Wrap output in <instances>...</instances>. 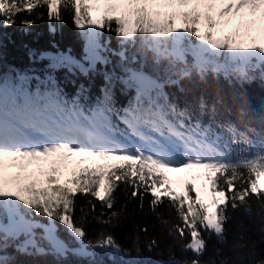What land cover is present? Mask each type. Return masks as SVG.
<instances>
[{
  "label": "snow or ice",
  "instance_id": "obj_1",
  "mask_svg": "<svg viewBox=\"0 0 264 264\" xmlns=\"http://www.w3.org/2000/svg\"><path fill=\"white\" fill-rule=\"evenodd\" d=\"M45 13L53 33L52 21L69 15L83 51H31L44 67L0 73V264H62L69 255L103 264L104 253L112 264H146V227L130 248L112 231L137 201L140 212L147 201L169 238L172 264H264L242 234L235 258L217 247L203 259L212 236L226 242L234 213H264V132L226 120L232 107L215 89L211 105L201 95L195 108L166 91L207 90L222 78L239 85L234 99L249 97L239 114L264 124V0H0V27H28ZM95 74L104 83L94 97L91 84L72 79ZM253 84L260 91L248 94ZM89 213L98 226L91 233ZM161 243L147 239V250ZM174 249L191 255L177 260Z\"/></svg>",
  "mask_w": 264,
  "mask_h": 264
},
{
  "label": "trees",
  "instance_id": "obj_2",
  "mask_svg": "<svg viewBox=\"0 0 264 264\" xmlns=\"http://www.w3.org/2000/svg\"><path fill=\"white\" fill-rule=\"evenodd\" d=\"M52 24L56 28L54 33L49 31V21L45 13L44 19L39 20L28 27L20 24L7 28L0 27V65L7 64L20 67L21 65H25L28 61L29 53L31 51L37 52L41 49L53 48L54 45L61 49L66 46L74 49H78L80 47L81 39L77 30L74 28L69 15L65 14L63 24H57L54 20L52 21ZM111 40L113 44H115L116 37L112 36ZM95 81L97 83L101 82V78L96 77ZM209 83L211 87L207 90H205L203 85L192 89V86L188 84L186 88L192 90L184 92V98L191 97L194 100L197 99L198 96L203 95L207 100H210L213 103L215 99L213 90L215 89L219 92V95L223 97L225 104H229L232 107V112L227 115L240 121L260 123L259 116L255 115L251 111H248L246 115L239 114L238 110L242 106L247 110V100L249 97L246 95L244 101L234 99L233 93L238 87L229 86L222 78L219 84H212L211 81ZM259 91V86L256 84L248 87V94ZM261 129L264 131V124H262ZM193 195L195 194L193 193ZM124 201L125 196L123 195V190H121L117 192L116 208L118 209ZM82 203L83 201L78 202L75 213L77 217L79 216V208ZM137 203L138 201L127 205L128 212L132 214L131 218H125L123 226L113 229V234L123 246L130 248L132 237L137 234V229L139 227H146L147 237H145L143 233H139L142 253L139 259L142 262H146V264H172L169 259L168 252V244L170 243V240L163 231L160 222L150 213L147 201H145V210L143 212L137 210ZM158 210L164 213L167 218L166 207L161 206ZM97 211H99V207H97ZM88 220L89 223L86 227L91 233L92 229L97 228L98 226L95 224V221L91 219V213H89ZM240 224L243 225L242 229L239 227ZM226 227V242L223 244L218 243L216 237L212 236L208 242V251L203 259L207 260L210 257H213L214 249L217 247L222 249L224 255L235 258L237 251L239 250H233L231 246L238 242V238L241 234L244 236V240L247 241L249 246L254 243L257 252L264 254V231H261V229L264 228V213L258 214L255 206H253L251 215L244 212L234 213L233 219L228 222ZM153 237L162 240V243L159 249H153V251L149 252L146 247V242L147 239ZM173 255L177 260H183L186 257H190L191 254L181 253L178 249H174ZM222 258L223 256L216 257V259ZM20 259H24V257H20ZM101 259L103 260V264H112V261L108 260L107 257H102ZM72 264H85V262L82 260H74Z\"/></svg>",
  "mask_w": 264,
  "mask_h": 264
},
{
  "label": "rangeland",
  "instance_id": "obj_3",
  "mask_svg": "<svg viewBox=\"0 0 264 264\" xmlns=\"http://www.w3.org/2000/svg\"><path fill=\"white\" fill-rule=\"evenodd\" d=\"M170 175L175 176L176 174H170ZM201 182H202V181H197L196 183H197V185L199 186V184H200Z\"/></svg>",
  "mask_w": 264,
  "mask_h": 264
}]
</instances>
